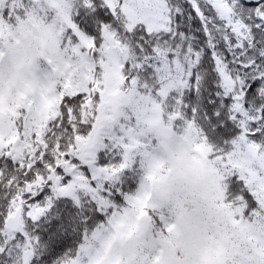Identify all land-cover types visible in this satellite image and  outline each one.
I'll return each mask as SVG.
<instances>
[{
	"label": "snow or ice",
	"instance_id": "snow-or-ice-1",
	"mask_svg": "<svg viewBox=\"0 0 264 264\" xmlns=\"http://www.w3.org/2000/svg\"><path fill=\"white\" fill-rule=\"evenodd\" d=\"M0 264H264V0H0Z\"/></svg>",
	"mask_w": 264,
	"mask_h": 264
}]
</instances>
